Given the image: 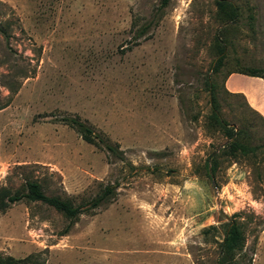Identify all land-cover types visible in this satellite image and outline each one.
I'll return each mask as SVG.
<instances>
[{"label":"rangeland","instance_id":"rangeland-1","mask_svg":"<svg viewBox=\"0 0 264 264\" xmlns=\"http://www.w3.org/2000/svg\"><path fill=\"white\" fill-rule=\"evenodd\" d=\"M0 0V191L40 183L83 214L72 224L25 201L0 211V256L23 264H218L227 224L264 264V119L227 94L232 72L264 69V0ZM155 20L135 40L139 29ZM217 38L225 59L217 72ZM221 114L256 152L220 155ZM78 119L105 143H87ZM110 187L111 199L90 202Z\"/></svg>","mask_w":264,"mask_h":264},{"label":"trees","instance_id":"trees-1","mask_svg":"<svg viewBox=\"0 0 264 264\" xmlns=\"http://www.w3.org/2000/svg\"><path fill=\"white\" fill-rule=\"evenodd\" d=\"M171 0H161L159 11L163 12L169 5ZM219 13L222 14L223 19H225L226 23L231 22L235 23L237 18V11L235 7L229 3L227 0H222L218 2ZM155 20L153 19L146 25L142 26L135 36V40H140L143 38L149 30L154 25ZM217 46L219 49L218 59L216 61V65L214 71L217 72L219 68L222 66L223 61L225 59V48L221 46L220 40L217 38ZM239 73L250 77H257L264 79V69H254L248 68L243 71L232 72ZM230 73V74H232ZM228 74V76L230 75ZM227 76V77H228ZM209 91L211 94L212 100V111L209 117V125L215 131L222 132L228 139V142L223 149V152L219 154V156L214 153L210 160L207 162L206 168L208 172V177L213 179L218 171L219 158L220 155H225L227 157L237 158L238 156H248L254 154L256 152V147L252 146L247 141V134L244 132L245 129L236 130L231 127L230 124L223 119L220 105L218 102V95L216 93V87L214 84L208 82ZM227 94L232 97H242L246 106L251 109L249 104L247 103L245 97L240 94H232L227 91ZM253 110V109H252ZM253 112H255L253 110ZM257 113V112H255ZM66 124L68 126L74 128L82 138L89 144L101 145L103 146L109 153L113 156H117L119 153L117 149L105 143V141L98 135L95 134L94 130L87 126L85 123L81 122L78 119H67ZM114 190L110 187H107L104 192L92 200L90 202V209H97L103 204H106L110 201L111 196L113 195ZM28 202V203H42L45 204L57 212L64 215L66 219L70 221V225L68 226L70 230L72 224L79 218L80 215L83 214L84 210L81 206H75L70 200L61 199L60 197H49L45 194L40 183L36 181H28L23 189V191H17L15 193H11L8 190L3 189L0 191V211L5 212L12 205L17 204L19 202ZM245 246V234L242 227L239 225L237 221H231L227 224L226 231L224 234V239L220 245V256L218 258V264H236V258L243 251ZM0 264H23L22 261L16 260L12 257L3 258L0 256Z\"/></svg>","mask_w":264,"mask_h":264},{"label":"crops","instance_id":"crops-1","mask_svg":"<svg viewBox=\"0 0 264 264\" xmlns=\"http://www.w3.org/2000/svg\"><path fill=\"white\" fill-rule=\"evenodd\" d=\"M225 89L243 95L251 109L264 119V79L232 73L225 80Z\"/></svg>","mask_w":264,"mask_h":264}]
</instances>
